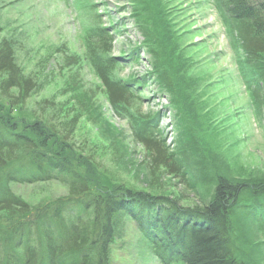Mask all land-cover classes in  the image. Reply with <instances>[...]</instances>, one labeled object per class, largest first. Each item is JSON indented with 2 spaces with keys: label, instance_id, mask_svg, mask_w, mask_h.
<instances>
[{
  "label": "trees",
  "instance_id": "obj_1",
  "mask_svg": "<svg viewBox=\"0 0 264 264\" xmlns=\"http://www.w3.org/2000/svg\"><path fill=\"white\" fill-rule=\"evenodd\" d=\"M145 1L131 0L132 17L151 57L148 71L116 76L138 61L140 47L127 55H112L118 33L114 25L87 30L85 53L112 111L125 119L132 138L147 152L151 172L171 176L181 191L169 198L123 184H100L90 148L73 144L78 116L59 119L50 100L36 102L40 118L17 116L14 110L43 84L23 73L11 40L2 38L0 264H109L110 246L123 236L126 216L151 241L161 264H264V240L255 237L256 232L264 234V175L236 177L219 152L204 147L197 134L193 79L181 58L178 35L165 21L156 20L158 15L154 23L152 3ZM213 1L235 52L239 77L261 116L264 0ZM65 61L68 66L79 63L68 54ZM148 83L166 97L172 112L175 134L170 143L159 125L163 115L139 108L144 98L140 93ZM50 180L62 183L67 196L33 208L11 188L15 183ZM189 196L194 204L180 205V198Z\"/></svg>",
  "mask_w": 264,
  "mask_h": 264
},
{
  "label": "rangeland",
  "instance_id": "obj_2",
  "mask_svg": "<svg viewBox=\"0 0 264 264\" xmlns=\"http://www.w3.org/2000/svg\"><path fill=\"white\" fill-rule=\"evenodd\" d=\"M148 1L152 3L149 10L154 12V23L165 21L167 28L178 35L181 58L193 79L192 100L202 144L219 152L234 176L264 175V110L261 116L254 111L214 1ZM133 12L131 0H0V40H11L15 61L23 73L43 84L39 93L14 112L31 121L40 118L36 102L52 101L59 119L78 116L72 143L76 148H90L100 184H123L173 198L181 186L161 170L151 172L147 152L132 138L125 119L112 111L85 53L87 30L114 25L118 33L112 55H127L133 47H140L138 61L119 70L116 76L126 78L148 71L151 57ZM67 54L79 63L66 65ZM155 88L152 83L145 86L139 108L143 113L159 111L163 115L159 125L170 143L175 134L172 112L166 97ZM11 188L30 208L67 196L66 187L52 180L15 183ZM188 198H180V205L194 204V198ZM255 237L264 240L260 232ZM153 252L151 241L126 216L123 236L110 246L109 264H161Z\"/></svg>",
  "mask_w": 264,
  "mask_h": 264
}]
</instances>
